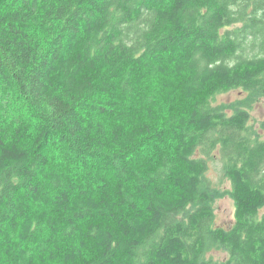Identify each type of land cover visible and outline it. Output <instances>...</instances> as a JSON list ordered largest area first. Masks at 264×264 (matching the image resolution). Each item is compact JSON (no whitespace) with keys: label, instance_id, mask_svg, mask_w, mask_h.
Returning a JSON list of instances; mask_svg holds the SVG:
<instances>
[{"label":"trees","instance_id":"obj_1","mask_svg":"<svg viewBox=\"0 0 264 264\" xmlns=\"http://www.w3.org/2000/svg\"><path fill=\"white\" fill-rule=\"evenodd\" d=\"M263 97L264 0H0V264H264Z\"/></svg>","mask_w":264,"mask_h":264},{"label":"rangeland","instance_id":"obj_2","mask_svg":"<svg viewBox=\"0 0 264 264\" xmlns=\"http://www.w3.org/2000/svg\"><path fill=\"white\" fill-rule=\"evenodd\" d=\"M245 95L239 90H233L224 94L216 96L213 105L234 103ZM249 112L248 126L257 134L259 140L264 141V97L259 99ZM197 157H202L201 153L197 152ZM207 159V173L206 178L210 185L220 189L228 190L230 183L223 174V161L220 157L218 150L213 151L209 157L203 156ZM234 205L230 198L224 196L217 200L214 204V226L220 228H227L233 222ZM207 256L214 260L224 261L227 258L225 252L215 251L209 253Z\"/></svg>","mask_w":264,"mask_h":264}]
</instances>
